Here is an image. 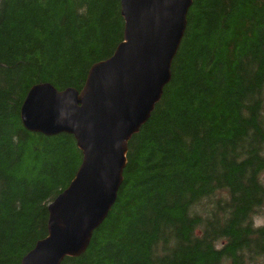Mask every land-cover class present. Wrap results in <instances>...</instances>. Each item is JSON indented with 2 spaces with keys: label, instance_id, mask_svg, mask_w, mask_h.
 Listing matches in <instances>:
<instances>
[{
  "label": "trees",
  "instance_id": "1",
  "mask_svg": "<svg viewBox=\"0 0 264 264\" xmlns=\"http://www.w3.org/2000/svg\"><path fill=\"white\" fill-rule=\"evenodd\" d=\"M186 20L115 202L61 264H264V0H192ZM123 27L120 0H0V264L47 235L82 159L72 135L23 127L27 91L80 89Z\"/></svg>",
  "mask_w": 264,
  "mask_h": 264
},
{
  "label": "water",
  "instance_id": "2",
  "mask_svg": "<svg viewBox=\"0 0 264 264\" xmlns=\"http://www.w3.org/2000/svg\"><path fill=\"white\" fill-rule=\"evenodd\" d=\"M192 0H120L123 40L95 62L80 89L50 83L29 88L23 127L73 136L82 159L69 184L47 205V235L20 264H61L87 248L116 200L128 142L147 121L171 78L172 60Z\"/></svg>",
  "mask_w": 264,
  "mask_h": 264
},
{
  "label": "rangeland",
  "instance_id": "3",
  "mask_svg": "<svg viewBox=\"0 0 264 264\" xmlns=\"http://www.w3.org/2000/svg\"><path fill=\"white\" fill-rule=\"evenodd\" d=\"M260 179L262 183H264V169L260 174ZM253 224L255 226H262L264 225V206H262L258 212L257 215L253 217ZM220 246L219 241L216 243V247L218 248Z\"/></svg>",
  "mask_w": 264,
  "mask_h": 264
}]
</instances>
